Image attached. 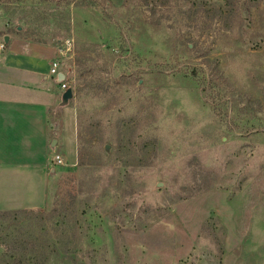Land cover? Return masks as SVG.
Masks as SVG:
<instances>
[{"label": "rangeland", "instance_id": "1", "mask_svg": "<svg viewBox=\"0 0 264 264\" xmlns=\"http://www.w3.org/2000/svg\"><path fill=\"white\" fill-rule=\"evenodd\" d=\"M111 1L0 0V42L59 51L76 136L0 264H264V0Z\"/></svg>", "mask_w": 264, "mask_h": 264}, {"label": "crops", "instance_id": "2", "mask_svg": "<svg viewBox=\"0 0 264 264\" xmlns=\"http://www.w3.org/2000/svg\"><path fill=\"white\" fill-rule=\"evenodd\" d=\"M3 39L0 212L34 211L46 206L56 185L50 163L53 155L64 159L63 151L75 153L73 112L62 99L58 76L49 75L59 51L15 37L8 36L6 43ZM59 71L63 72L61 68Z\"/></svg>", "mask_w": 264, "mask_h": 264}, {"label": "trees", "instance_id": "3", "mask_svg": "<svg viewBox=\"0 0 264 264\" xmlns=\"http://www.w3.org/2000/svg\"><path fill=\"white\" fill-rule=\"evenodd\" d=\"M37 43V42H33ZM0 223L5 224L4 226L0 225V232H44L46 235L49 232V229L46 227L45 219L38 213H34L33 211H11V212H0ZM53 232H58L57 230H53ZM20 250L22 253L27 251V242L21 241L19 244ZM35 247L33 246L30 250L31 254H38L35 252ZM45 252H41L39 255L42 257ZM38 258L33 256V263L27 264H43L45 259L38 262ZM19 258V260L11 263V264H25Z\"/></svg>", "mask_w": 264, "mask_h": 264}, {"label": "built area", "instance_id": "4", "mask_svg": "<svg viewBox=\"0 0 264 264\" xmlns=\"http://www.w3.org/2000/svg\"><path fill=\"white\" fill-rule=\"evenodd\" d=\"M59 69H60L59 62L54 60L51 63V66H50V69H49V75L57 77V76H59V74H62L63 78L60 79V80L58 79V82L60 84V90L63 93L67 89V87H66V85L64 83L65 75L62 72H60ZM50 163L53 164V165H61L62 164V159H61V157L58 154H55V155H53Z\"/></svg>", "mask_w": 264, "mask_h": 264}, {"label": "water", "instance_id": "5", "mask_svg": "<svg viewBox=\"0 0 264 264\" xmlns=\"http://www.w3.org/2000/svg\"><path fill=\"white\" fill-rule=\"evenodd\" d=\"M3 41L6 43V42L8 41V36H4ZM62 78H63L62 74H59L58 79L60 80V79H62ZM71 96H72V92H71V90H70V89H66V90L63 92V94H62V99H63L64 101H67V100H69V99L71 98Z\"/></svg>", "mask_w": 264, "mask_h": 264}]
</instances>
